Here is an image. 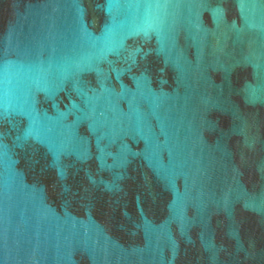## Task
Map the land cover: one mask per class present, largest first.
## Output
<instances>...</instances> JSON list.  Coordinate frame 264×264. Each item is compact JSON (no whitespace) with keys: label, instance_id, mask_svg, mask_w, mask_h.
<instances>
[{"label":"water","instance_id":"1","mask_svg":"<svg viewBox=\"0 0 264 264\" xmlns=\"http://www.w3.org/2000/svg\"><path fill=\"white\" fill-rule=\"evenodd\" d=\"M0 264H264V0H0Z\"/></svg>","mask_w":264,"mask_h":264}]
</instances>
